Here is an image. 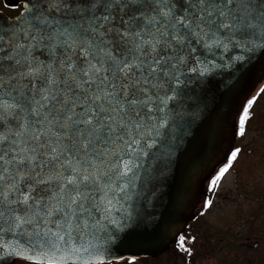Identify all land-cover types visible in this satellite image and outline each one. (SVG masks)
<instances>
[{
    "label": "snow or ice",
    "instance_id": "1",
    "mask_svg": "<svg viewBox=\"0 0 264 264\" xmlns=\"http://www.w3.org/2000/svg\"><path fill=\"white\" fill-rule=\"evenodd\" d=\"M48 2L59 7L61 0ZM144 3L151 15H141V0H107L103 12L70 23L40 5L24 21L23 38L15 34L7 49L8 35L0 32V231L7 224L30 232V240L51 250L87 251L100 223H93L89 201L107 218L112 178L134 175L141 108L150 105L147 86L154 87L170 74L168 69L178 68L184 50L197 43L264 37V0ZM116 9L123 14L118 16ZM38 45L47 46L55 59L47 65L36 61ZM6 59L16 65L14 71H8L12 64L4 68ZM251 106L250 101L241 116V135ZM17 117L22 122H15ZM5 121L13 125L7 136ZM239 151L231 153L228 167L219 170L211 188ZM45 167L48 175H43ZM28 178L37 184L56 180L47 205L32 196L33 185L27 191L21 186ZM116 186L124 191L127 181ZM93 192L100 195L98 200ZM210 205L211 200L205 208ZM179 246L189 251L183 237Z\"/></svg>",
    "mask_w": 264,
    "mask_h": 264
},
{
    "label": "water",
    "instance_id": "2",
    "mask_svg": "<svg viewBox=\"0 0 264 264\" xmlns=\"http://www.w3.org/2000/svg\"><path fill=\"white\" fill-rule=\"evenodd\" d=\"M106 2L61 0L56 7L48 0H23V9L14 17L0 11V32L9 38L4 48L10 47L9 41L15 34L23 38L24 21L37 14L40 5L51 16L70 23L103 12L102 5ZM141 3V15H151L147 3L144 0ZM115 11L118 16L123 14L120 9ZM116 23L119 24V19ZM209 43L210 46L202 43L190 46L191 51L186 48L178 68L168 69L170 74L162 75L154 87L147 86L151 110L149 106L141 108V145L132 155L134 175L112 178L108 192L112 203L107 218L102 208H94V202L89 201L93 223L96 220L100 223L87 244L88 250L57 252L30 240V232L17 231L5 224L0 231V264L109 263L156 258L170 249L194 216L205 183L232 152L236 118L251 92L264 79V37ZM33 55L45 65L55 59L47 46L38 45ZM9 64L12 61L6 59L4 68ZM15 69L12 64L8 71ZM15 122L22 120L17 117ZM12 127L5 121L3 134L10 135ZM105 171L110 170L105 167ZM43 175H48L47 167ZM125 181L127 186L121 191L116 185ZM28 184L35 189L32 196L47 205L56 180L37 184L34 178H28L21 186L27 191ZM93 195L97 200L100 198L96 192ZM18 207L23 209L25 205ZM51 219L54 221L56 216Z\"/></svg>",
    "mask_w": 264,
    "mask_h": 264
},
{
    "label": "flooded vegetation",
    "instance_id": "3",
    "mask_svg": "<svg viewBox=\"0 0 264 264\" xmlns=\"http://www.w3.org/2000/svg\"><path fill=\"white\" fill-rule=\"evenodd\" d=\"M22 9L23 0H0V11L6 13L9 17L18 15ZM250 101L252 102V106L248 110V119L244 125V134L241 135L239 132L240 119L244 109L248 106ZM253 123L257 124V128H255L256 133L251 134L246 138V133ZM235 130L236 138L232 152H234L236 149H239L240 151L238 152L236 159L232 162L229 170L231 168H235L238 161H246L247 159H244V156H249L252 154L256 155V152H258L257 160L264 158V149L259 152V150L256 148V144L262 138H264V79L257 84L256 88L245 101L242 110L236 118ZM230 159L231 154L227 160V165ZM217 192L218 185L215 188H211L210 183H205L202 196L195 208L194 216L187 221L186 227L181 233L182 237L184 238V248H194L195 254L193 256L199 258L167 260L137 259L126 260L125 262L132 264H264V260L262 259L235 260L233 259V255H230L229 257L225 256L223 258H212L220 255L222 252V246L219 244L220 242L214 243V235L219 234L220 228L225 225L228 240H232V234L229 232L232 231L234 221L232 213L233 208L230 209V212L227 213L226 217H223V214L216 215L214 217L210 216V211L215 209L216 204L219 203L220 198L217 195ZM209 200H211V205L205 208V204ZM254 245H256V242Z\"/></svg>",
    "mask_w": 264,
    "mask_h": 264
},
{
    "label": "rangeland",
    "instance_id": "4",
    "mask_svg": "<svg viewBox=\"0 0 264 264\" xmlns=\"http://www.w3.org/2000/svg\"><path fill=\"white\" fill-rule=\"evenodd\" d=\"M256 123L249 128L246 138L256 133ZM256 148L259 152L264 149V138L256 144ZM257 154L258 152L256 155L244 156L247 160L238 161L236 167L225 173L218 183L219 203L209 214L211 217L220 214L226 217L233 208L234 221L232 231L229 232L232 234V240H228L225 225L220 228L219 234L214 235V243L220 242L222 252L212 258L233 255L235 260H264V158L257 160ZM158 259L168 258L163 255Z\"/></svg>",
    "mask_w": 264,
    "mask_h": 264
},
{
    "label": "trees",
    "instance_id": "5",
    "mask_svg": "<svg viewBox=\"0 0 264 264\" xmlns=\"http://www.w3.org/2000/svg\"><path fill=\"white\" fill-rule=\"evenodd\" d=\"M223 167H228L227 162L224 163V164H222V165H220L216 169V171L214 172V174L211 176V178L208 180L207 183H210L215 178V176L218 174L219 170L221 168H223ZM181 237H182V235L179 236V238L177 239V241L171 246L170 250L167 251L166 253H164L163 255H165L168 259H190V258H199V257L193 256L195 254V249L194 248L185 247L186 249L189 250L188 252H186V251H184V250H182L180 248L179 245H180V238ZM189 252L191 254H189ZM142 259H149V258H142ZM156 259H158V257ZM259 259H261V258H259ZM125 261L126 260H123L122 262H112V263H108V264H122Z\"/></svg>",
    "mask_w": 264,
    "mask_h": 264
}]
</instances>
